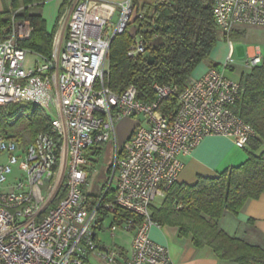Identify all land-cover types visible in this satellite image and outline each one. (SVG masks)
<instances>
[{
  "label": "built area",
  "instance_id": "2783aa9c",
  "mask_svg": "<svg viewBox=\"0 0 264 264\" xmlns=\"http://www.w3.org/2000/svg\"><path fill=\"white\" fill-rule=\"evenodd\" d=\"M18 12H11L9 34L0 40V107L37 106L50 127L25 146L0 134V264H173L167 249L149 238L152 228H162L152 220L154 202L177 182L180 157L205 137L247 147L254 132L237 113L242 87L211 68L182 89L153 86L152 101L139 100L133 87L115 95L105 85L107 55L112 39L137 14L132 0H69L50 57L20 46L32 28L15 19ZM212 12L227 41L241 26L264 29V0H213ZM228 42L225 68L232 63ZM142 52L136 43L128 54ZM29 53L35 61L26 70ZM260 63L258 54L248 60L250 68ZM167 99L177 104L170 118L159 109ZM135 117L139 124L121 149L114 147L104 191L87 195L90 149L112 146L115 124ZM20 162L25 173L19 177L13 167ZM116 209L131 216L116 224ZM103 230L130 233L128 251L101 246L96 232Z\"/></svg>",
  "mask_w": 264,
  "mask_h": 264
},
{
  "label": "trees",
  "instance_id": "16d2710c",
  "mask_svg": "<svg viewBox=\"0 0 264 264\" xmlns=\"http://www.w3.org/2000/svg\"><path fill=\"white\" fill-rule=\"evenodd\" d=\"M45 1L13 0L9 9L22 7L15 19L27 20L32 28L30 39L20 46L50 57L53 34L46 33L39 15L29 14L30 8H40ZM132 4L135 18L111 41L105 85L115 95L133 87L139 100L152 101L155 85L178 89L186 85L195 68L209 58L220 32L213 20V0H132ZM9 25L8 10L0 12V40L7 38ZM136 43L142 44L143 52L129 56ZM239 84L243 93L237 113L254 132L245 148L247 160L216 178L200 177L193 186L175 183L161 204L152 208V220L161 227L177 228L178 238H190L197 249L209 248L219 261L264 264L263 248L227 235L218 225L225 213L238 214L264 193V59L242 75ZM176 107L174 99H167L159 109L170 118ZM49 127V119L37 106L0 107V134L22 146ZM111 197L106 194L104 201ZM130 216L116 209L113 221L120 224Z\"/></svg>",
  "mask_w": 264,
  "mask_h": 264
},
{
  "label": "crops",
  "instance_id": "0c3cea01",
  "mask_svg": "<svg viewBox=\"0 0 264 264\" xmlns=\"http://www.w3.org/2000/svg\"><path fill=\"white\" fill-rule=\"evenodd\" d=\"M12 1L0 0V12L8 10ZM68 1L46 0L40 8L36 7V11L33 14L39 15L44 20L47 34H54L56 32L59 18L64 13L66 7L63 8V6L66 2L68 4ZM100 1L112 4L125 0ZM247 28L255 29L256 27H238L231 33L228 39L231 42L232 50V63L230 65L226 68L224 67L229 52V42L220 33V37L210 58L199 64L191 74V77L200 78L209 69L214 68L220 71L228 80L239 83L242 75H247L251 71V68L248 66L249 58L258 54L261 60L264 59V43L241 48L242 44H240V41L244 37L241 36L246 33ZM232 39L235 43H233ZM236 66L243 69L236 71ZM137 124H139L138 121L134 123V126ZM129 136L125 137L124 142ZM247 158V151L236 147L231 139L218 136L205 137L190 155L180 157L183 169L177 177L176 183L193 186L200 177L216 178L224 171L238 167ZM218 225L227 235L264 249V193L257 200L248 201L238 214L225 213L219 220ZM149 238L154 243L167 249L169 258L173 264L226 263L216 259L207 247L200 249L193 247L190 238H178L177 228L175 227L163 226L160 229L152 228L149 232Z\"/></svg>",
  "mask_w": 264,
  "mask_h": 264
},
{
  "label": "rangeland",
  "instance_id": "374dc122",
  "mask_svg": "<svg viewBox=\"0 0 264 264\" xmlns=\"http://www.w3.org/2000/svg\"><path fill=\"white\" fill-rule=\"evenodd\" d=\"M17 10L21 11L22 7L16 10L8 9V16L10 17L11 12ZM35 11H36V7L30 8L29 14H33ZM256 28L255 29L247 28L246 33L241 36V37L244 36L241 39L242 41H240V44H242L241 46L242 49L245 48V46H257L264 43V29H256ZM219 37H220V33H219ZM233 43H235L234 40ZM34 61H35V56H33V54L30 53L27 54L24 63V68L26 70L31 69ZM241 69L243 68L236 66V71L237 70L240 71ZM137 121L140 122L141 118L140 117L127 118L118 121L115 124V128H116L115 143L113 142L112 146L99 145V146H94L90 149L91 154L89 158L93 162L94 166L87 167L85 169L88 178L86 181V185L84 187V192L87 195H90L91 197H97L98 195L101 194V192L104 191L105 183L107 180V169L112 161L114 147L116 146L118 149L122 148L125 137H127L132 133L134 129V123ZM13 171H14L13 175L16 173V175L17 176L19 175V177L21 175H24L25 173L24 167L21 162L13 167ZM2 190H4V186H0V192ZM161 202L162 199H156L154 202V206L156 207L159 206ZM108 224L109 222H104L103 225L107 228ZM130 237H131L130 233L122 230L117 231L113 236L106 230L96 232V239L101 246L103 245L108 248L123 247V249L127 251L129 249ZM225 264H229V263L226 262Z\"/></svg>",
  "mask_w": 264,
  "mask_h": 264
}]
</instances>
